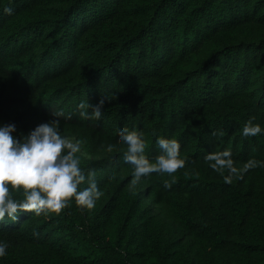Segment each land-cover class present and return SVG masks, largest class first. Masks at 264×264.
Returning <instances> with one entry per match:
<instances>
[{
  "label": "trees",
  "instance_id": "1",
  "mask_svg": "<svg viewBox=\"0 0 264 264\" xmlns=\"http://www.w3.org/2000/svg\"><path fill=\"white\" fill-rule=\"evenodd\" d=\"M103 91L102 116H81ZM60 110L104 191L6 216L0 264H264V163L245 167L264 133L242 134L264 127V0H0V124L19 137ZM122 125L153 161L177 139L185 166L133 183ZM225 150L235 173L204 158Z\"/></svg>",
  "mask_w": 264,
  "mask_h": 264
},
{
  "label": "clouds",
  "instance_id": "2",
  "mask_svg": "<svg viewBox=\"0 0 264 264\" xmlns=\"http://www.w3.org/2000/svg\"><path fill=\"white\" fill-rule=\"evenodd\" d=\"M100 100L94 105L89 101H81L78 108L81 116L99 118L104 112L105 99L110 94L103 91ZM88 109H91L89 112ZM52 119L37 125L28 133L19 137L14 123L0 124V221L5 217L12 220L24 211L59 213L74 198L77 204H95L97 198L103 193L95 168L86 173L81 168L80 142L63 136L59 130V118L63 111L52 112ZM264 133V127L254 123L252 119L242 126L244 136H256ZM223 135L222 131L219 133ZM120 141L126 146L123 159L132 166L133 183L153 172L171 175L177 169L185 166V159L180 154L181 145L175 138L159 136L156 144L160 153L151 160L146 154V140L142 131L120 127ZM112 141L108 147H113ZM209 166L221 173L229 169L235 173L230 153L209 152L205 154ZM264 162L250 159L245 167H255ZM90 175V179L86 178ZM225 181L231 182L232 176L225 175ZM168 186V181H164ZM79 186V187H78ZM11 189H22V198H15ZM8 244L0 241V257L6 255Z\"/></svg>",
  "mask_w": 264,
  "mask_h": 264
}]
</instances>
